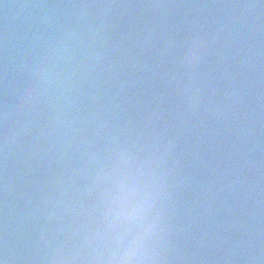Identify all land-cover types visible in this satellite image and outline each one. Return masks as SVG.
I'll use <instances>...</instances> for the list:
<instances>
[{
    "label": "clouds",
    "instance_id": "obj_1",
    "mask_svg": "<svg viewBox=\"0 0 264 264\" xmlns=\"http://www.w3.org/2000/svg\"><path fill=\"white\" fill-rule=\"evenodd\" d=\"M261 6L206 5L230 11L210 27L209 17L192 21L178 39L164 16L182 5L79 0L42 5L65 11L40 22L36 43L6 36L0 264H186L173 222L179 152L210 121L248 130L252 16L231 10ZM129 9L142 14L125 18ZM218 48L226 86L204 70ZM33 181L39 198L20 212L17 183Z\"/></svg>",
    "mask_w": 264,
    "mask_h": 264
},
{
    "label": "water",
    "instance_id": "obj_2",
    "mask_svg": "<svg viewBox=\"0 0 264 264\" xmlns=\"http://www.w3.org/2000/svg\"><path fill=\"white\" fill-rule=\"evenodd\" d=\"M79 0H0V44L7 36L17 42L32 43L40 39L38 27L47 16L63 13L64 9L42 5L72 3ZM144 3L146 0H122ZM182 5L165 10L177 38L184 27L194 20L209 17L223 19L230 11L206 5L235 3L260 4V0H167ZM252 16V37L245 51L251 50L252 60L245 75V125L247 131L229 120L223 126L210 121L200 136L186 137L179 156L183 165L184 183L175 196L174 231L185 255L186 264H264V6L256 9H232ZM142 10H123L125 18L140 16ZM23 54L18 56L22 58ZM219 48L210 53L205 72L226 86V77L217 63ZM171 59V56L169 57ZM3 58L0 53V77ZM248 97H250V105ZM251 120L248 123V120ZM242 139L237 142V135ZM195 135V134H193ZM74 167L75 157L69 161ZM18 167H23L22 158ZM37 179H39L37 177ZM82 181V177L80 178ZM39 198V185L33 181L24 189L17 183L18 211L26 212L30 199ZM24 222L23 217L20 218ZM207 235L208 242L202 244Z\"/></svg>",
    "mask_w": 264,
    "mask_h": 264
}]
</instances>
